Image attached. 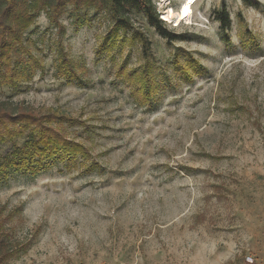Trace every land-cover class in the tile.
Here are the masks:
<instances>
[{
  "label": "rangeland",
  "instance_id": "1",
  "mask_svg": "<svg viewBox=\"0 0 264 264\" xmlns=\"http://www.w3.org/2000/svg\"><path fill=\"white\" fill-rule=\"evenodd\" d=\"M185 1L154 0L171 38L132 13L146 51L100 52L108 22L92 8L67 7L56 28L36 17L44 69L0 99L82 121L69 138L98 166L0 180V232L18 249L3 264H264V0H194L181 17ZM145 63L156 89L139 104L117 70Z\"/></svg>",
  "mask_w": 264,
  "mask_h": 264
},
{
  "label": "trees",
  "instance_id": "2",
  "mask_svg": "<svg viewBox=\"0 0 264 264\" xmlns=\"http://www.w3.org/2000/svg\"><path fill=\"white\" fill-rule=\"evenodd\" d=\"M69 6L74 9L92 8L106 15L108 24L100 52L110 50L115 44L122 47L135 40L143 51L149 49L150 42L145 33L132 20L133 12L141 13L147 24L160 35L172 37L154 0H0V86L18 88L37 71H43V56L27 31L40 12L45 14L50 26L61 27V17ZM218 20L223 27L229 24V14L225 9L219 12ZM59 48L56 60L58 73L68 81L77 79L74 63L63 54L62 47ZM123 67H119L117 72L131 87V95L139 104L148 103L156 89L155 82L147 75L148 63L139 71H127ZM75 124L83 125L82 121L57 109L43 110L24 101L0 99V143L12 142V146L0 156V180L11 171L35 175L57 161L63 162L68 170L76 167L88 172L97 168L89 149L69 138L67 128ZM20 137H23V142L18 145L14 141ZM3 236L0 232V264L18 251L17 246L4 240Z\"/></svg>",
  "mask_w": 264,
  "mask_h": 264
},
{
  "label": "bare ground",
  "instance_id": "3",
  "mask_svg": "<svg viewBox=\"0 0 264 264\" xmlns=\"http://www.w3.org/2000/svg\"><path fill=\"white\" fill-rule=\"evenodd\" d=\"M194 0H186L183 4H182V9H181V14H178L179 16L181 17H184V16H190L191 14V6H190V3L193 2ZM172 14V12L169 10L168 12H166V14H164V16L166 18H169L170 15ZM165 18V19H166Z\"/></svg>",
  "mask_w": 264,
  "mask_h": 264
}]
</instances>
